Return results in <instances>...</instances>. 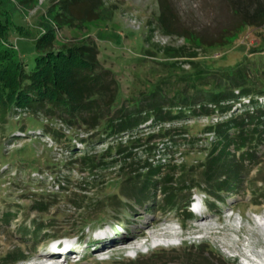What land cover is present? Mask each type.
Wrapping results in <instances>:
<instances>
[{"label":"rangeland","instance_id":"rangeland-1","mask_svg":"<svg viewBox=\"0 0 264 264\" xmlns=\"http://www.w3.org/2000/svg\"><path fill=\"white\" fill-rule=\"evenodd\" d=\"M165 1L170 10L163 9ZM104 3L99 20L55 26V49L84 40L97 46L99 72L111 83L106 98L116 95L119 99L108 118L121 109L131 113L144 107L143 111L151 112L146 108L154 94L156 99L166 98V113L181 117L152 127L155 134L164 135L152 140L143 134L151 130L152 118L134 132L115 136L67 117L17 107L0 117V259L18 251L26 256L18 264H42L40 251L54 244V238L76 242L79 237L86 250L83 258L55 264H264V229L258 224L264 221V148L256 149L255 162H244L236 185L229 181L218 189L216 183L202 182L203 163L207 164L217 141L213 137L220 126L217 121L225 125L241 118L235 109L244 111L249 103V99H237L230 105L233 112L226 113L229 106H215L207 94L224 83L226 72L242 66L256 78L257 93L252 98L264 104L260 93L264 89V27H246L225 45L207 46L184 34L196 33L210 42L233 29L239 18L229 0ZM49 9L50 0H0V19H8L10 28L1 47L29 68L36 57L35 43L49 34ZM163 12L170 17L173 33L161 22ZM180 94L196 99L184 108ZM137 137L140 141L133 143ZM173 138L177 142L172 150L183 144L184 154L177 156L181 163L175 161L173 166L174 161L165 163L166 158H161L166 164L161 167L164 178L160 176L156 183L146 174L148 168L141 167L158 160ZM85 154L97 161L98 177L90 176L88 166L79 163ZM130 164L140 170L134 172ZM65 181L70 183L67 191L58 188ZM160 186H165V195ZM193 186L208 189V194L199 196L206 203L210 200L211 212L202 214L207 216L202 220L186 207L191 195L200 190L190 191ZM81 188L89 192L84 194ZM232 212L234 219L228 217ZM169 226L175 228V235L186 237L169 235ZM99 228L124 231V237L97 242L93 232ZM151 239L157 242L150 243L148 250L144 244ZM182 240L181 245H170ZM137 242L144 247L136 255ZM106 247H111L109 257L96 253Z\"/></svg>","mask_w":264,"mask_h":264},{"label":"trees","instance_id":"trees-1","mask_svg":"<svg viewBox=\"0 0 264 264\" xmlns=\"http://www.w3.org/2000/svg\"><path fill=\"white\" fill-rule=\"evenodd\" d=\"M33 1L25 0L26 3ZM229 2L232 10L238 16L239 22L233 29L226 30L221 35V39L206 42L196 33L184 34V37L199 40L203 45L217 46L227 44L226 41L234 38L243 28L264 27V0H229ZM104 5V0H50L49 34L35 43L36 57L32 68H29L23 59L14 56L11 50L1 47V42L9 35L10 28L8 19L5 21L0 19V117L4 118L13 108L17 107L33 113L39 112L46 116L67 117L70 122L84 123L91 130L102 128L105 133H112L115 136L129 130L134 132L149 122V118H152L151 130L143 133L144 137L147 136L146 139L152 140L158 138V135L164 136L155 134L154 132L157 131L152 127L155 128L164 121H173L181 117L179 114L173 115L170 112H165L166 98L160 100L156 99V94L153 95L154 100L146 108L147 111H151L149 112L151 114L143 111L144 107H141L135 111L130 110L131 113L127 110H117L112 118H108L112 110L117 108L116 103L119 99L116 98V95H109L106 98V92L110 89L111 83L105 73L99 72L101 65L97 46L89 40H84L72 46H62L59 50L54 47L55 26L58 28L72 27L80 22L99 20L101 17L99 14L104 9ZM162 7L166 11L170 10L166 1L163 2ZM168 18L170 19L168 14L163 12L161 22L169 33H173L169 31ZM223 78L224 83L206 96L215 105L228 103L230 106L231 102L242 96L252 97L257 93L254 90L257 88L256 78L250 69L240 66L226 72ZM236 91H239V95L236 94ZM260 93L264 95V89ZM180 96L184 108L196 99L192 100L183 94ZM231 109L232 107L226 108V111ZM253 111V114L248 111L241 118L237 117L218 127L217 141L212 145L210 158L207 164L203 163L202 182L216 183L219 185L215 186L218 189L229 181L232 182L229 183L231 186L236 185V179H240L244 172V162L256 161L258 151L261 150L260 147L264 148V108L256 107ZM144 113L145 115L141 116ZM103 121H106L105 125H100ZM140 139L139 137L135 138L133 143H138ZM175 142H177L175 138L169 140L170 144L166 143L165 148L161 149L162 157H159L158 160L154 159L152 162H146L145 167L144 165L141 167L144 170L148 168L146 174L150 175V180L157 183L156 180L160 176L163 177L161 167L166 164H162L161 158H166L164 159L165 163L167 159L169 161L167 163L174 161L172 146L176 147ZM134 145L135 148L142 146L141 144ZM181 145L177 149H181ZM238 153H240L239 157H237ZM234 159L239 161L235 162ZM78 160L79 163L88 166L91 170L90 176L98 177L97 161L92 155L85 154ZM111 165L107 164L106 166L110 167ZM101 167L104 168L105 164ZM112 167H116V165ZM129 167L133 168L134 166L130 164ZM134 169V172L140 170L137 167ZM85 170V168L81 169V173ZM84 179L83 177L82 180ZM66 185L69 186L70 183L66 184L65 181L60 185L62 190L67 191V189L65 190ZM195 188L199 187L193 186L189 190ZM159 190L161 193L163 192L162 194H166L165 186H160ZM202 190L208 194V189L203 188ZM81 191L84 194L89 192L82 188ZM207 204H210V200ZM39 231L42 230L39 229ZM24 255V252H10L0 259V264H18L25 260L26 256Z\"/></svg>","mask_w":264,"mask_h":264},{"label":"bare ground","instance_id":"bare-ground-1","mask_svg":"<svg viewBox=\"0 0 264 264\" xmlns=\"http://www.w3.org/2000/svg\"><path fill=\"white\" fill-rule=\"evenodd\" d=\"M205 194V193H204ZM206 195V194H205ZM197 198H194V201L196 200ZM198 199H201L202 201L203 200H205V198H198ZM206 201V200H205ZM202 219H205L204 217H202L200 220H202ZM258 224H259V227L261 226V227H263V229H264V221H258ZM175 234V233H174ZM109 236H110V234H108ZM105 239H110V237H107V238H105ZM105 241V240H104ZM108 241V240H107ZM108 242H110V241H108Z\"/></svg>","mask_w":264,"mask_h":264}]
</instances>
